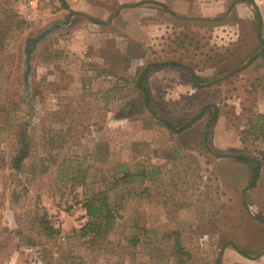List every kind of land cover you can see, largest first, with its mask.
I'll return each mask as SVG.
<instances>
[{"label":"rangeland","instance_id":"rangeland-1","mask_svg":"<svg viewBox=\"0 0 264 264\" xmlns=\"http://www.w3.org/2000/svg\"><path fill=\"white\" fill-rule=\"evenodd\" d=\"M252 1L261 27L248 0H0V264H261L264 0ZM148 63L161 64L147 77L159 116L179 126L217 106L206 140L207 113L176 133L145 107ZM234 153L260 161L255 187ZM121 165L146 176L114 185ZM99 191L118 214L107 251L78 235L80 201Z\"/></svg>","mask_w":264,"mask_h":264},{"label":"trees","instance_id":"trees-1","mask_svg":"<svg viewBox=\"0 0 264 264\" xmlns=\"http://www.w3.org/2000/svg\"><path fill=\"white\" fill-rule=\"evenodd\" d=\"M248 3L252 5L254 10V17L258 22V26L261 27L262 19L256 4H254L252 0H248ZM90 20H92L94 23H101V21L95 18H90ZM257 35L260 39V42L263 43L261 31L259 30V28L257 31ZM35 41H33V43ZM31 50H32L31 46L30 44H28L26 48V53L29 54ZM168 64L177 65L174 63H167L165 65ZM153 65L160 66L161 64L148 63L147 65H145L140 70L137 80L135 82V87L138 88L142 94L145 107L149 110L152 116L155 117L158 121H160L166 128L176 133L184 131L192 124V122L200 119L201 117L204 116L205 113H207L208 118L203 133L204 140H206L207 136L211 134L210 127L214 125V123L218 118L217 106L213 104L202 107L197 114H195L192 118H190L186 122L179 124V126H176L170 120H167L162 116H159L152 107L151 94H150L149 86L147 84V77L149 73L152 71L151 67ZM190 75L192 82L195 84L196 82L195 76H193L192 73H190ZM17 143L19 145V148L11 160V168L16 172L21 170L23 161L29 156L27 134L24 129H22L18 133ZM230 156L235 161L246 164L249 168V179L245 188L251 189L255 187L257 179L259 177L260 161L255 157L243 153H234L231 154ZM123 166L125 165H121L120 167L121 176H119V178L114 180L113 182L114 185L119 181H123V182L130 181V179L135 176H142V177L146 176V173L143 169L138 171H133L130 169L129 166L127 168L126 167L123 168ZM80 203H81V207L85 210V215L87 219L85 223L79 228L78 235L80 237L85 238V241L89 243L90 246L92 247L98 246L97 248L101 249V251H107V249H110L109 248L110 246L106 243V240L108 236L114 232V230L119 224L117 220L118 214L116 212V208L110 204V202L108 201L107 194L104 193L103 191H99L95 193L93 196L89 198H85L84 200L80 201ZM37 223H38V227L43 231V233L46 236H52L57 232L54 226L50 224L47 218V214L45 212L39 216V218L37 219ZM134 227L139 228L137 227L136 223L134 224ZM126 240L128 241V243L132 245V247H135L140 242L139 237L135 233H130L129 236H126ZM173 251L174 253L177 254L183 252L182 248L179 246L177 236L174 239ZM238 252L241 255L249 258L248 253L240 250H238ZM178 263L184 264L185 259L181 257L178 260ZM216 264H220L219 259L216 261Z\"/></svg>","mask_w":264,"mask_h":264},{"label":"built area","instance_id":"built-area-1","mask_svg":"<svg viewBox=\"0 0 264 264\" xmlns=\"http://www.w3.org/2000/svg\"><path fill=\"white\" fill-rule=\"evenodd\" d=\"M27 4H28L30 7H32V5H33V0H27ZM31 14H32V12H31V13H27V14H26V17L29 18V17L31 16Z\"/></svg>","mask_w":264,"mask_h":264},{"label":"crops","instance_id":"crops-1","mask_svg":"<svg viewBox=\"0 0 264 264\" xmlns=\"http://www.w3.org/2000/svg\"><path fill=\"white\" fill-rule=\"evenodd\" d=\"M260 263H261V264H264V254H262V255L260 256Z\"/></svg>","mask_w":264,"mask_h":264}]
</instances>
